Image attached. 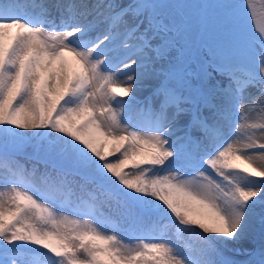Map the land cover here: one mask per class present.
<instances>
[{
	"label": "snow or ice",
	"instance_id": "1",
	"mask_svg": "<svg viewBox=\"0 0 264 264\" xmlns=\"http://www.w3.org/2000/svg\"><path fill=\"white\" fill-rule=\"evenodd\" d=\"M35 7L39 14L0 0V264H15L20 253L9 246L18 242L46 249L49 264H238L225 249L244 239L260 253L248 264H264V143L247 134L264 123H240L264 105V29L249 27L251 0L246 11L235 0L221 6L228 54L199 49L191 59L144 0ZM145 108L147 122L136 115ZM38 130L58 135L46 140ZM119 186L168 213L130 214L124 224L133 231L122 224V232L149 239L144 229L166 222L177 235L191 233L195 247L163 236L123 244L102 232L96 208L71 199L103 208L108 194L127 206Z\"/></svg>",
	"mask_w": 264,
	"mask_h": 264
},
{
	"label": "rangeland",
	"instance_id": "2",
	"mask_svg": "<svg viewBox=\"0 0 264 264\" xmlns=\"http://www.w3.org/2000/svg\"><path fill=\"white\" fill-rule=\"evenodd\" d=\"M149 2H156L155 3V15L157 13L164 14V17H161L159 20L160 22L164 21H170L166 15H170V19L172 21L171 24L168 22L169 27L172 29L173 36L170 38L173 42H179L180 45L183 46L184 54L186 58L191 59L197 50L199 49H207L209 51L217 52L218 54H228L229 50L231 49L232 43L227 35V30L224 26L223 22V8L221 7L223 4H226L229 2V0H147ZM146 0H144L145 3L148 4ZM235 2L239 5H241L242 9L246 11V4L247 3H239V0H235ZM152 6L151 4H149ZM252 9H254V14L252 12ZM252 9H249L250 13V20H249V27L252 28L253 31H255L257 34H261L260 30L264 29V15L261 12L264 11V8H260L261 10H256V8L252 5ZM32 7L29 8V13L32 11ZM25 11V10H22ZM175 12V15L172 14V12ZM179 12V13H178ZM178 13L179 15H176ZM35 14H39V11H36ZM204 19L206 22V27H201V19ZM157 19V18H156ZM162 20V21H161ZM159 23V22H158ZM176 53L173 50L171 53V56H175ZM243 75V73H242ZM147 89H141V94H146ZM75 98H68L66 101V106L71 107L74 106ZM253 114L256 117L259 118L260 123H264V105L261 104H255L253 105L250 110L246 113L247 115ZM128 115V113H126ZM125 115V116H126ZM137 117L143 121L149 120V114L148 110L145 108L143 112L137 113ZM234 123L237 120V116L234 114L232 117ZM5 126H0V130H2ZM15 131L19 132L20 130L16 129ZM40 132H48V136L45 138L48 139H55L58 135L55 132H52L51 130H38ZM4 135L2 132H0V136ZM27 136L31 137L33 141H35L37 138L32 137L31 133H26ZM104 147L101 148L103 150ZM115 155L113 154L111 157L112 159L115 158ZM5 165L7 162L3 160V158H0V165ZM156 169H153L155 171ZM5 170H3L4 172ZM0 173H2V170H0ZM242 182V181H241ZM120 187V186H119ZM115 190V189H114ZM120 192L122 190L120 189ZM141 197V204L145 206L146 208H153L156 205H160V209L167 213V210L164 208L163 205L156 203V200H154L152 197L139 194ZM86 201H85V200ZM83 200L85 202L89 201V197H85ZM106 203L109 208V214L107 215L108 219H110V224L108 225L109 230L108 232H103L105 235H117L119 234L123 239L121 242L126 245L135 246L137 244H142L145 242H149L151 240V236H148L149 239H141V240H133V237L127 236L125 232H122L125 229L126 224H124V220L126 218H129V214L125 212L123 207H121V204L118 205L117 202L114 199L109 198L107 194L103 195L101 197ZM82 200V201H83ZM110 201V203H108ZM168 214V213H167ZM150 216V214L148 215ZM124 224V229L120 227V225ZM162 228L166 229L168 231V235L170 236V239L178 242L181 245V239L179 235L175 233V231L172 233V230L165 226V223H161ZM160 229L158 223L149 224V226L146 228V233L149 231V234L153 232H158ZM186 238L189 237V239L194 242L196 245L197 240L191 233H185ZM154 242V241H153ZM218 246L223 247L222 245H219V242H217ZM186 250V248L184 247ZM10 251H15L20 253V255L15 257V264H33V260L35 261V264H42L46 263L49 264L48 257L45 255L46 249H43L39 246L32 245L30 243H26V245L21 246V250H14L12 247H9ZM184 255L185 252L183 253ZM225 254H231L237 257H240V255H237V253H233L227 249H225Z\"/></svg>",
	"mask_w": 264,
	"mask_h": 264
},
{
	"label": "bare ground",
	"instance_id": "3",
	"mask_svg": "<svg viewBox=\"0 0 264 264\" xmlns=\"http://www.w3.org/2000/svg\"><path fill=\"white\" fill-rule=\"evenodd\" d=\"M45 3H47V2H45ZM178 13H176V15H179ZM172 14L175 15V12L173 11ZM125 115H126V113H122V116H125ZM236 122H238V121H236ZM245 122L248 125L261 124L259 118L256 117L253 114L247 115L245 117V120L240 121V123H242V124L245 123ZM234 125L235 124H233L231 126H228L226 128V132L227 133L225 135V138L230 139L232 137ZM247 134L254 135V138L257 140V143H264V131H261L258 128H256V129L249 128V129H247ZM102 147H104V146L102 145L101 148ZM114 154H116V153H114ZM201 166L204 167L203 165H201ZM205 170L206 171H209L207 168H205ZM160 174H165V173H162L161 172ZM192 174L193 173H192V170L191 169H188L185 172V176H190ZM239 175H243V174H239ZM25 183H26V181H25ZM241 183H244V181H242ZM0 189L4 190L2 187H0ZM156 203H159L160 204L159 201H156ZM254 248H255L254 242L252 240H249V239H244V240H241V241H239L237 243H230L226 247L227 250H229V251H231L233 253H237V255H242L245 258H255V259H259L260 253L258 251H255Z\"/></svg>",
	"mask_w": 264,
	"mask_h": 264
}]
</instances>
